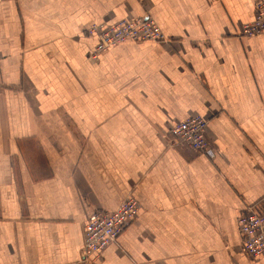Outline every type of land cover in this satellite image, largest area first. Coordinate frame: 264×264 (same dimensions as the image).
I'll list each match as a JSON object with an SVG mask.
<instances>
[{
	"label": "crops",
	"instance_id": "1",
	"mask_svg": "<svg viewBox=\"0 0 264 264\" xmlns=\"http://www.w3.org/2000/svg\"><path fill=\"white\" fill-rule=\"evenodd\" d=\"M259 0H0V264H264L237 220L264 201ZM149 16L163 42L89 54V28ZM207 121L204 154L167 132ZM136 219L83 259L95 211Z\"/></svg>",
	"mask_w": 264,
	"mask_h": 264
},
{
	"label": "built area",
	"instance_id": "2",
	"mask_svg": "<svg viewBox=\"0 0 264 264\" xmlns=\"http://www.w3.org/2000/svg\"><path fill=\"white\" fill-rule=\"evenodd\" d=\"M89 36L96 35L97 43L89 54L95 60L98 55L127 41L163 42L165 37L152 18L145 15L114 24H100L88 29ZM241 36L264 35V0L255 4L254 18L243 25ZM207 121L200 116H190L175 124L167 135L175 145L187 147L204 154L210 148L206 135ZM140 205L132 197L120 203L115 211H95L87 219L83 230V259H97L103 249L113 242L137 217ZM240 249L244 255L257 260L264 256V201L249 206L237 220Z\"/></svg>",
	"mask_w": 264,
	"mask_h": 264
},
{
	"label": "bare ground",
	"instance_id": "3",
	"mask_svg": "<svg viewBox=\"0 0 264 264\" xmlns=\"http://www.w3.org/2000/svg\"><path fill=\"white\" fill-rule=\"evenodd\" d=\"M91 60V59H90ZM92 61H94V60H92Z\"/></svg>",
	"mask_w": 264,
	"mask_h": 264
}]
</instances>
